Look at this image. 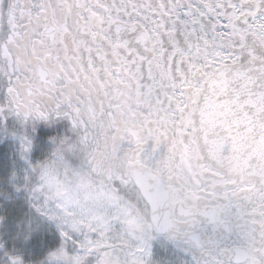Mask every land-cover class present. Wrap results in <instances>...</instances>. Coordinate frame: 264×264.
Returning a JSON list of instances; mask_svg holds the SVG:
<instances>
[{
  "label": "snow or ice",
  "instance_id": "obj_1",
  "mask_svg": "<svg viewBox=\"0 0 264 264\" xmlns=\"http://www.w3.org/2000/svg\"><path fill=\"white\" fill-rule=\"evenodd\" d=\"M0 264H264V0H0Z\"/></svg>",
  "mask_w": 264,
  "mask_h": 264
}]
</instances>
